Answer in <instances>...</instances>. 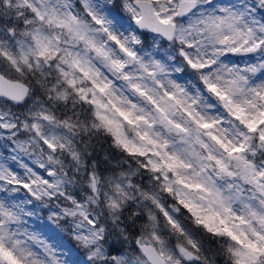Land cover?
<instances>
[{"label":"snow or ice","instance_id":"1","mask_svg":"<svg viewBox=\"0 0 264 264\" xmlns=\"http://www.w3.org/2000/svg\"><path fill=\"white\" fill-rule=\"evenodd\" d=\"M0 264H264V0H0Z\"/></svg>","mask_w":264,"mask_h":264}]
</instances>
